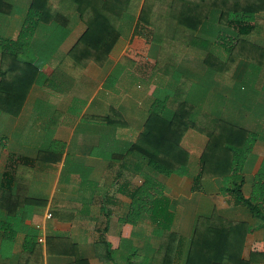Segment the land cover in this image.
<instances>
[{"label": "crops", "instance_id": "crops-1", "mask_svg": "<svg viewBox=\"0 0 264 264\" xmlns=\"http://www.w3.org/2000/svg\"><path fill=\"white\" fill-rule=\"evenodd\" d=\"M2 1L0 39L16 40L33 23L32 0ZM63 15L44 18L48 22L25 37L19 55L37 68L36 78L16 116L0 111V264H155L161 230L176 233L172 264H184L196 218L213 213L250 224L243 258L264 253V52L256 54L260 62L242 56L252 47L264 51V11L249 22L235 60L214 69L204 62L206 54L225 61L237 29L218 23L212 12L183 48L187 62L163 74V85L155 78L160 49L151 46L153 25L122 18L117 28L126 21L132 30L120 47L115 44L102 65L78 66L69 52L85 25L75 14ZM184 78L196 86L209 80L213 95L227 101L247 97L243 105L250 111H232L225 102L213 111L204 97L195 107L184 96ZM174 87L193 106L197 127L218 118L255 135L237 173L257 213L236 201L230 179L194 184L207 143L198 129L188 128L180 141L189 156L185 175L159 173L142 155L136 142L143 125L153 113L171 118Z\"/></svg>", "mask_w": 264, "mask_h": 264}, {"label": "trees", "instance_id": "trees-1", "mask_svg": "<svg viewBox=\"0 0 264 264\" xmlns=\"http://www.w3.org/2000/svg\"><path fill=\"white\" fill-rule=\"evenodd\" d=\"M2 0H0L1 2ZM3 2V1H2ZM52 4L50 0H32L29 6L28 27L16 39H0V111L16 116L31 88L37 74V68L19 55L24 42L29 40V31L40 21L47 23L46 17L61 13L65 16L77 15L85 25L84 32L70 50L74 64L81 66L87 62L102 65L120 36L117 28L122 18L133 20L137 24H151L154 29L151 41L164 40L155 65V71L162 74L174 72L179 50L193 42L201 22L212 12L218 14V23L235 25L237 34L227 48L225 61L208 52L204 62L220 67L235 60V50L242 49L251 31L249 22L259 11H264V0H59ZM67 11V12H66ZM66 12V14L64 13ZM64 19V18H63ZM249 42V40H248ZM165 45L167 51L164 53ZM246 50L242 56L253 62L256 54L264 51L257 47ZM245 51V50H244ZM167 52V53H166ZM68 53V54H69ZM264 55V54H262ZM213 68V69H214ZM173 69V70H171ZM217 69V67H216ZM172 115L164 118L150 114L143 125L136 145L148 164L159 173L185 175L188 153L180 141L188 128L198 129L207 137V143L200 156V166L194 184L201 179L214 177L230 179L229 191L238 203L247 204L252 213L259 208L252 199H245L242 194L243 177L237 173L244 158L251 151L256 140L253 133L234 126L222 119L211 120L199 128L192 118L193 106L180 99V88L174 87L171 94ZM178 100V101H175ZM234 174L232 178L229 176ZM256 186V185H255ZM251 230L247 222H238L222 218L216 213L208 217H197L192 230L189 248L184 264H253L264 261L263 252H252L243 258L245 236ZM161 239L156 252L159 261L155 264H172L176 248L175 232L161 230Z\"/></svg>", "mask_w": 264, "mask_h": 264}, {"label": "rangeland", "instance_id": "rangeland-1", "mask_svg": "<svg viewBox=\"0 0 264 264\" xmlns=\"http://www.w3.org/2000/svg\"><path fill=\"white\" fill-rule=\"evenodd\" d=\"M127 24V22L126 21H124V22H122V23H120L119 24V30H120V33H121V37L120 38H118L119 40L117 41V43H116V45H115V49L117 48V47H120V45L123 43V40H124V37H125V35L128 33V32H130V30H132L131 29V25H126ZM142 32H144V30L142 29ZM150 32H151V30H150ZM149 32V34H148V37H150V35H151V33ZM143 35V38L145 39H147L148 40V38L146 37L147 36V34H142ZM143 39V40H144ZM142 40V41H143ZM166 39H164L163 41H165ZM158 41H161V42H163L162 40H159V39H156V40H154V41H152L151 42V46L152 47H154V48H159L160 49V44L161 43H159ZM31 43V42H30ZM29 48V47H28ZM168 48H167V46L165 45V48H164V53H165V51H167L168 52V50H167ZM166 52V53H167ZM185 52V51H184ZM32 56V53H30L29 54V58ZM187 59H188V55L186 56V54L184 53L183 54V50L181 49V50H179V56H178V60H177V65H179L180 63H186L187 62ZM195 64H196V62H195ZM178 67V66H177ZM154 72V71H153ZM250 72L251 73H253V74H257V73H259L258 71H256L255 69L254 70H250ZM117 73H119V72H117L116 71V73H114V76H116L117 75ZM156 74H157V77L155 76V78H157L156 80V82H159V85H163L164 84V78H165V76L163 75V74H160V72H155ZM183 78V77H182ZM185 80V82H186V87H185V93H184V96L188 99V100H190L194 105H195V107H199V103H197L199 100H200V98H202V97H204V100H205V103H206V105H208V108H210V109H215L216 110V108L217 107H219V105H223L224 104V102L226 103V104H229L227 107H231L232 108V111H233V108H235V110L236 109H239L240 111L239 112H249L250 110V108L249 109H247V108H245V106L243 105L244 103H247V97H243V96H238V98L236 99V100H230V101H227V99H224L221 95H218V96H216V95H213V92H215L214 91V89L213 90H211L210 88L211 87H209L208 86V84L210 83L209 82V80H207V79H205V80H203V82H202V85H200V86H196V85H194L190 80H187L186 78H184ZM133 80H136V78L134 77V76H131V81L130 82H133ZM177 80H180V77H174L173 78V81L175 82V81H177ZM137 81V80H136ZM171 82V81H170ZM170 82H169V84H170ZM175 84V83H174ZM131 85V84H130ZM177 85V84H176ZM192 86V87H191ZM186 88L188 89L187 90V92H186ZM168 89H169V87H168ZM248 89H251V88H248ZM252 89H254V88H252ZM213 91V92H212ZM264 91V90H263ZM187 93V94H186ZM214 111V110H213ZM226 112H229V111H226ZM252 115L251 116H260V113H255V112H253V111H251L250 112ZM226 117H228V115L226 116ZM232 118V120L233 121H235L234 119L235 118H233V117H231ZM232 120H230V121H232ZM237 120H238V117H237ZM240 121H243V119L242 120H240ZM262 126H264V117H263V124H262ZM251 183V182H250ZM258 190L260 189L259 187L257 188Z\"/></svg>", "mask_w": 264, "mask_h": 264}]
</instances>
